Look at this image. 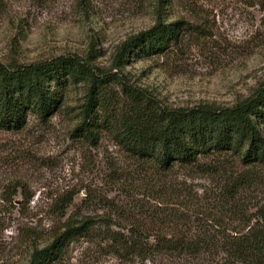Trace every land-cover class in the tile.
Wrapping results in <instances>:
<instances>
[{"label":"rangeland","instance_id":"rangeland-1","mask_svg":"<svg viewBox=\"0 0 264 264\" xmlns=\"http://www.w3.org/2000/svg\"><path fill=\"white\" fill-rule=\"evenodd\" d=\"M157 15L190 30L166 53L132 54L120 66L121 45ZM61 56L80 59L113 92L123 83L167 108L231 107L264 86V0H0V64ZM86 90L71 85L45 124L30 116L22 130L0 129V264H31L36 250L87 217L97 234L106 224L128 233L143 197L122 185L138 183L137 167L109 135L96 146L70 135ZM108 241L76 236L53 264H170L127 259Z\"/></svg>","mask_w":264,"mask_h":264},{"label":"trees","instance_id":"trees-1","mask_svg":"<svg viewBox=\"0 0 264 264\" xmlns=\"http://www.w3.org/2000/svg\"><path fill=\"white\" fill-rule=\"evenodd\" d=\"M167 3L172 0H159ZM157 16L150 29L121 45L120 66L132 54L166 53L190 30L183 20L166 23ZM81 82L87 90L71 137L96 146L109 135L137 167L138 183L123 190L143 199L134 200L138 211L130 213L128 233L106 224L97 234L87 217L36 250L31 264L58 261L79 235L109 240L111 252L127 259L264 264V86L231 107L167 108L123 83L119 92L109 90L76 57L0 64V129L22 130L30 116L45 124L66 90Z\"/></svg>","mask_w":264,"mask_h":264}]
</instances>
